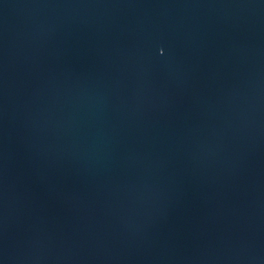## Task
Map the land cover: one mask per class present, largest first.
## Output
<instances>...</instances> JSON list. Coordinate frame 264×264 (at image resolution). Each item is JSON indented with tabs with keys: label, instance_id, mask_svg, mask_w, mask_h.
<instances>
[{
	"label": "water",
	"instance_id": "1",
	"mask_svg": "<svg viewBox=\"0 0 264 264\" xmlns=\"http://www.w3.org/2000/svg\"><path fill=\"white\" fill-rule=\"evenodd\" d=\"M0 264H159L1 94Z\"/></svg>",
	"mask_w": 264,
	"mask_h": 264
}]
</instances>
